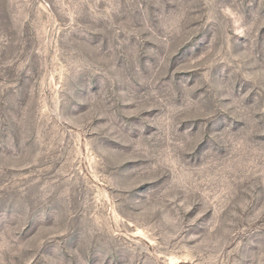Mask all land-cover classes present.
I'll list each match as a JSON object with an SVG mask.
<instances>
[{
  "label": "rangeland",
  "instance_id": "rangeland-1",
  "mask_svg": "<svg viewBox=\"0 0 264 264\" xmlns=\"http://www.w3.org/2000/svg\"><path fill=\"white\" fill-rule=\"evenodd\" d=\"M0 264H264V0H0Z\"/></svg>",
  "mask_w": 264,
  "mask_h": 264
}]
</instances>
